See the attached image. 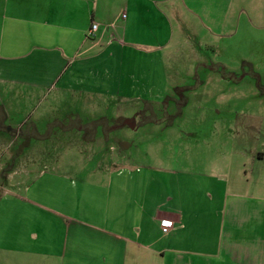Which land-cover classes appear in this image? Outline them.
Instances as JSON below:
<instances>
[{
    "label": "crops",
    "instance_id": "0c3cea01",
    "mask_svg": "<svg viewBox=\"0 0 264 264\" xmlns=\"http://www.w3.org/2000/svg\"><path fill=\"white\" fill-rule=\"evenodd\" d=\"M185 4L0 0V79L60 76L68 85L113 92L121 103L153 105L163 97L156 63L163 70L165 57L181 48L170 44L166 9L192 11ZM122 11L126 16L120 20ZM92 24L97 28L89 35ZM183 44L192 47L186 39ZM86 125L71 130L83 132ZM57 129L70 131L59 123ZM229 154L249 153L234 147ZM262 161L253 162L255 179L264 176ZM57 162L20 170L33 179L3 187L0 264H264V181L247 187L232 162L206 164L208 171L198 179L182 171L168 179L161 196L146 194V173L136 180L123 176L126 169L116 160L105 165L103 177L88 179L74 177L70 164ZM13 174H6L9 182ZM133 188L136 193H130ZM161 220L172 222L170 231H161Z\"/></svg>",
    "mask_w": 264,
    "mask_h": 264
},
{
    "label": "rangeland",
    "instance_id": "374dc122",
    "mask_svg": "<svg viewBox=\"0 0 264 264\" xmlns=\"http://www.w3.org/2000/svg\"><path fill=\"white\" fill-rule=\"evenodd\" d=\"M185 1L192 11L166 9L170 44L181 48L165 57L163 70L156 63L163 97L153 105L121 103L113 92L68 85L60 76L0 79V193L33 179V173L22 177L20 170L54 161L88 179L103 177L105 165L116 160L126 169L123 176L136 180L146 173V194L155 196L165 194L169 178L186 171V177L198 179L211 162L234 163L247 187L264 181L255 179L253 163L263 157L264 175V0ZM58 123L70 131H59ZM79 123L87 124L85 131L71 130ZM234 147L249 154H229ZM10 171L15 174L9 182Z\"/></svg>",
    "mask_w": 264,
    "mask_h": 264
},
{
    "label": "built area",
    "instance_id": "2783aa9c",
    "mask_svg": "<svg viewBox=\"0 0 264 264\" xmlns=\"http://www.w3.org/2000/svg\"><path fill=\"white\" fill-rule=\"evenodd\" d=\"M96 28H97V25L96 24H92L88 34L92 35L93 32L96 30ZM160 228H161V231L163 233H166V232L170 231V229L172 228V222L169 221V220H161L160 221Z\"/></svg>",
    "mask_w": 264,
    "mask_h": 264
},
{
    "label": "flooded vegetation",
    "instance_id": "af4514ba",
    "mask_svg": "<svg viewBox=\"0 0 264 264\" xmlns=\"http://www.w3.org/2000/svg\"><path fill=\"white\" fill-rule=\"evenodd\" d=\"M137 115H139V113H138V114L136 113V115H135V116H136V118H137ZM134 118H135V117H134ZM123 121H125V122H126V119H123ZM127 123H128V122H127Z\"/></svg>",
    "mask_w": 264,
    "mask_h": 264
}]
</instances>
